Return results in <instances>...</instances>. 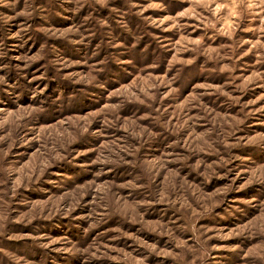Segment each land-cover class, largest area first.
I'll use <instances>...</instances> for the list:
<instances>
[{
    "label": "rangeland",
    "instance_id": "1",
    "mask_svg": "<svg viewBox=\"0 0 264 264\" xmlns=\"http://www.w3.org/2000/svg\"><path fill=\"white\" fill-rule=\"evenodd\" d=\"M0 264H264V0H0Z\"/></svg>",
    "mask_w": 264,
    "mask_h": 264
}]
</instances>
